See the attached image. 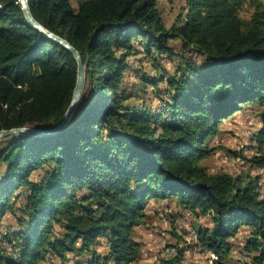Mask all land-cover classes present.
Segmentation results:
<instances>
[{
    "label": "trees",
    "instance_id": "trees-1",
    "mask_svg": "<svg viewBox=\"0 0 264 264\" xmlns=\"http://www.w3.org/2000/svg\"><path fill=\"white\" fill-rule=\"evenodd\" d=\"M71 1L28 0L33 18L79 52L86 82L58 133L0 141V264H134L142 254L135 229L146 224L148 201L171 199L211 217V227L195 235L214 263H226L229 239L246 228L244 252L264 264L258 185L200 165L214 151L206 140L225 120L264 105V1L255 0L244 20L246 0H184L170 29L159 0H80L77 8ZM173 39L202 60L142 78L162 93L157 111L131 102L122 74L132 42L157 61L174 55ZM76 76L73 55L33 29L18 0H0V131L54 129ZM261 121L264 141V111ZM251 163L264 168V152ZM7 213L16 225L1 230ZM171 248L162 264H182L185 250Z\"/></svg>",
    "mask_w": 264,
    "mask_h": 264
},
{
    "label": "rangeland",
    "instance_id": "rangeland-1",
    "mask_svg": "<svg viewBox=\"0 0 264 264\" xmlns=\"http://www.w3.org/2000/svg\"><path fill=\"white\" fill-rule=\"evenodd\" d=\"M79 1L72 0L71 5L77 8ZM254 1H245L239 12L241 19L250 18ZM183 3L184 0H159V9L166 28L170 29L175 24ZM169 43L174 55L163 56L156 61L151 60L136 41L132 42L135 50L133 55L125 59L127 67L122 74L123 90L127 95L134 96L131 102L157 111L162 106V93L157 94L152 86L143 83L142 78H157L162 74L170 76L184 60H202L199 55L184 51L179 40L173 39ZM165 85V82H159L158 88L163 90ZM263 111L264 105H247L225 120L215 136L206 140V145L214 149L213 154L200 161V165L205 167L209 174L228 173L235 178L241 177L244 184H257L261 197L264 195V168L253 166L251 159L264 152V141L260 139ZM32 177L37 179V173ZM15 221L14 217L7 213L2 220L1 230L6 225L15 226ZM145 221V225L135 229V237L141 243L142 254L134 264H162V260L174 254L171 247L175 246L185 250L182 264H216L212 253L199 246L195 235L198 228L211 227L209 215H197L180 206L174 199L163 202L150 200L147 203ZM248 236L249 231L242 228L234 238L229 239L233 247L225 264H254L251 256L244 252ZM100 241L96 249L98 253H103L106 251L105 240L100 238Z\"/></svg>",
    "mask_w": 264,
    "mask_h": 264
},
{
    "label": "water",
    "instance_id": "water-1",
    "mask_svg": "<svg viewBox=\"0 0 264 264\" xmlns=\"http://www.w3.org/2000/svg\"><path fill=\"white\" fill-rule=\"evenodd\" d=\"M19 4L23 10L25 19L27 23L35 30L39 31L41 34H43L46 38H48L51 41H54L67 49L74 57L76 63H77V76H76V84L73 91V96L70 102V105L65 112L62 120L60 123L52 130H35V129H29V128H15L10 130H2L0 131V141L2 139H5L10 136L14 135H35V136H41V135H53L58 133L61 129L64 128V126L71 120L80 100L83 94V90L85 87L86 82V73H85V64L83 63V60L81 58V55L79 52L66 40L54 35L50 31L46 30L41 24H39L32 16L29 6H28V0H18Z\"/></svg>",
    "mask_w": 264,
    "mask_h": 264
},
{
    "label": "built area",
    "instance_id": "built-area-1",
    "mask_svg": "<svg viewBox=\"0 0 264 264\" xmlns=\"http://www.w3.org/2000/svg\"><path fill=\"white\" fill-rule=\"evenodd\" d=\"M211 255H212V257H214V258H215V255H214L213 253H212Z\"/></svg>",
    "mask_w": 264,
    "mask_h": 264
},
{
    "label": "crops",
    "instance_id": "crops-1",
    "mask_svg": "<svg viewBox=\"0 0 264 264\" xmlns=\"http://www.w3.org/2000/svg\"><path fill=\"white\" fill-rule=\"evenodd\" d=\"M232 243V242H231ZM232 245H233V243H232ZM185 264V263H184ZM189 264H191V263H189ZM194 264H196V263H194Z\"/></svg>",
    "mask_w": 264,
    "mask_h": 264
},
{
    "label": "bare ground",
    "instance_id": "bare-ground-1",
    "mask_svg": "<svg viewBox=\"0 0 264 264\" xmlns=\"http://www.w3.org/2000/svg\"><path fill=\"white\" fill-rule=\"evenodd\" d=\"M214 259V257H212Z\"/></svg>",
    "mask_w": 264,
    "mask_h": 264
}]
</instances>
